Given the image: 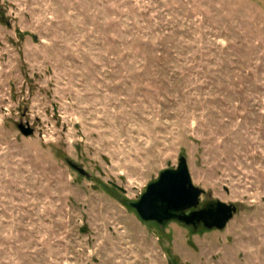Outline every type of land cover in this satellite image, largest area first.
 I'll return each mask as SVG.
<instances>
[{"label": "rangeland", "instance_id": "374dc122", "mask_svg": "<svg viewBox=\"0 0 264 264\" xmlns=\"http://www.w3.org/2000/svg\"><path fill=\"white\" fill-rule=\"evenodd\" d=\"M182 157L224 231L129 207ZM0 264H264V0H0Z\"/></svg>", "mask_w": 264, "mask_h": 264}, {"label": "water", "instance_id": "95a60500", "mask_svg": "<svg viewBox=\"0 0 264 264\" xmlns=\"http://www.w3.org/2000/svg\"><path fill=\"white\" fill-rule=\"evenodd\" d=\"M19 130L25 137L33 135L28 127L21 125ZM68 164L81 176L88 177L82 168ZM204 194L193 185L187 160L182 157L176 169L163 171L157 181L148 185L140 200L130 203L129 207L143 222H153L160 227L176 221L194 231H224L237 214V207L215 202L198 209Z\"/></svg>", "mask_w": 264, "mask_h": 264}]
</instances>
